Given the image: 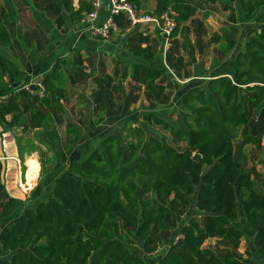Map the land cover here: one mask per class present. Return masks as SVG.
<instances>
[{
	"label": "trees",
	"instance_id": "16d2710c",
	"mask_svg": "<svg viewBox=\"0 0 264 264\" xmlns=\"http://www.w3.org/2000/svg\"><path fill=\"white\" fill-rule=\"evenodd\" d=\"M129 1L136 9L143 2ZM238 2L245 20L255 23L246 33L244 48L229 59L231 72L216 73L184 90L183 108L175 122L157 111L167 89L161 78L171 71L162 56L157 62L152 44L135 51L143 59L132 66L130 77L150 99L149 112L139 117L168 132L172 142L141 124L131 128V140L113 132L83 161H70L56 177L49 197L0 230V255H4L0 264H249L238 252L243 239L264 257V193L257 191L246 167L245 150L249 145L261 147L264 138V0ZM84 3L74 12L79 20L84 9H92ZM169 9L177 22L174 39L199 7L195 0H156L151 14ZM209 15L206 11L204 18ZM11 18V11L0 9V45L13 49ZM115 21L122 29L129 25L123 14ZM10 67L0 54V69L12 75ZM55 77L58 64L45 76L47 96L40 100L62 112L65 88L60 75L57 81ZM5 94L10 95L0 103L4 130L29 113L34 127L44 129L52 144H58L56 132L45 126L48 115L31 111L27 90L0 88V95ZM70 135L75 140L68 143L74 146L81 139L75 125L67 129ZM19 151L23 156V149ZM4 171L0 161V192L5 189ZM15 201L6 200L4 216L12 215ZM189 206L201 220L190 216L179 232L182 237L170 239L169 246L148 261L146 255L157 251L161 232L168 231L174 216ZM121 219L138 233L141 252L128 247L130 239L121 230ZM209 239L225 240L231 247L220 256L205 245ZM245 254L251 255L249 247Z\"/></svg>",
	"mask_w": 264,
	"mask_h": 264
},
{
	"label": "crops",
	"instance_id": "0c3cea01",
	"mask_svg": "<svg viewBox=\"0 0 264 264\" xmlns=\"http://www.w3.org/2000/svg\"><path fill=\"white\" fill-rule=\"evenodd\" d=\"M102 1L103 8L96 22L100 25L110 14L109 1ZM142 1L144 2V0ZM84 2L91 4V0H0V9L5 10L6 14L11 11L12 18L10 20V26L14 34L13 49L2 46V48H0L4 51L5 58L10 66L13 67L12 75L9 73L3 74L2 71L4 69H0V88L13 86L19 90L20 88L18 87L23 85L30 77L36 74H44V76L51 74L53 68L58 64V77H55V80L57 81L60 75L59 83L65 88L64 96L61 99L63 111L58 112L57 116L54 117V113L51 112L48 106H45L44 113L47 115L51 113L50 119H54L55 121L48 129L56 132L58 135V144L61 145V138H64L66 142H70L71 139L75 140L74 136H72L73 138H71V135L67 137L66 133L68 128L75 125L77 130H79L78 139L81 138L75 143V147H92V150L89 152L88 150L87 152H80L77 149L72 150L70 156L71 160L66 161L65 159L66 162L63 165L64 169L55 175L50 192L55 185L56 177L65 170L70 161L76 160L74 159L76 155H81L76 161H83L88 153L102 146L103 139L115 132L116 126L119 128L121 127V116L124 112V105L123 102H121V104L120 102L117 103V100H119L118 97L121 96L124 98L125 96L123 97L122 93L119 95V88L110 89L107 85L111 82V79L113 80L112 84L116 81L119 83L127 82L128 84V82L132 80L130 71L128 74L123 70L119 73L121 67L130 69V67L124 65V63H132L133 66L140 61H136L137 58L129 55L124 48L129 38L137 37L141 32L143 36L149 37L152 33L155 35L154 33L157 31L156 27L151 24H139L129 30H127V27L125 29L120 28L118 31H112L111 38L107 41L103 40L100 37L92 35L90 30L80 23L78 16L74 13L81 5H85ZM22 3L25 5H22ZM145 4L151 6L153 10L143 11L141 7L140 9L137 8V10L142 13H153L156 8V0H149ZM20 6L29 8L26 9L29 10V12L22 11ZM85 11L87 10L84 9L81 15ZM59 18H63V20L59 21ZM147 44L150 43L144 42L142 47H145ZM161 47L162 46H160V49L162 51ZM90 64L91 67H89ZM90 69H93L92 73H95L91 77L89 76ZM68 71L71 72L72 78L67 76ZM97 77L106 79L105 94L102 101L90 98L91 89L97 87V85L92 86L90 81H94L93 79ZM108 89H110V92ZM113 98L114 100L117 99V104L113 103ZM120 109L122 110L120 111ZM158 110H160L158 112L162 114L163 110L159 108ZM47 118L49 119V115ZM81 118H83L84 122H81ZM58 119L63 120L60 121ZM69 122L71 124H68ZM21 124V122L18 124V130L26 132L27 122L26 124ZM15 129L16 128L11 127L1 133L4 137L2 151L7 154V164L11 165L13 170L9 172L8 169L10 168L5 166L2 177L5 183V189L0 193L5 196L9 193L10 197L15 198L16 201L11 208L12 215L0 218V230L10 222V220L21 215L25 209L35 207L40 202V198L35 201L32 200V202L29 199L39 189H44L41 185H38L43 171L41 170L42 159L39 154V145L41 144H39L35 137L32 140H28L31 144V148L24 149L22 147L23 156H21V151H19L20 146H17V143L19 144L21 139L15 134ZM34 129L39 130L42 128L34 127ZM42 131H44V129H42ZM43 134L42 143L48 148L50 146L53 147L52 142L47 138L44 132ZM20 158L24 162L23 164L26 169L29 168L30 164H28V160L31 158H34L39 163L38 176L33 186L28 185L31 187L29 188L30 192H22L21 188L18 186V181L20 179H23L27 183L26 173L24 176V170L23 172L21 171L22 163ZM18 162H20V166ZM34 167H31V170L29 169L30 174L27 175L28 181H30L31 177L36 176L37 170H34ZM24 200H28L29 205L28 202H24ZM2 210L0 212H2ZM243 243L245 245L244 250L241 252L240 248L238 249L240 257L249 264H259V262H263L264 264V257H259L255 250L247 244L246 240L243 239ZM247 247H249L251 255L245 254ZM3 258L4 255H0V262Z\"/></svg>",
	"mask_w": 264,
	"mask_h": 264
},
{
	"label": "rangeland",
	"instance_id": "374dc122",
	"mask_svg": "<svg viewBox=\"0 0 264 264\" xmlns=\"http://www.w3.org/2000/svg\"><path fill=\"white\" fill-rule=\"evenodd\" d=\"M148 1L149 0H144V2H142L143 4H141L140 6L137 4L139 6L138 8L140 9L141 7V10L143 11L153 10L151 6L145 4ZM195 2L199 7L198 11L186 23H183L180 26L179 33L174 36V39L172 40L173 46L170 48L168 54V65L172 68L170 70L171 72L169 71L171 74L165 73V75L161 78V81L167 86V89L165 99L161 104L158 105V108L163 110V117L172 122H175L177 118H179V110L183 108L182 95L184 94V90L187 87L201 85L203 84V82H206L209 77L216 73L231 72V69L228 66L229 59L237 51L242 50L244 48V43L246 41V33L250 28L255 26V23L247 22L245 20V15L243 13V10L240 8L238 0H218L217 3H210L207 0H195ZM22 5L25 4L22 3ZM20 7L22 11L29 12V10H26L29 8H25L24 6ZM206 11L210 14L208 18H204V13ZM60 20H63V18H59V21ZM154 34L156 36L152 33V35L147 37L143 36V33L141 32L137 37H130L128 42L125 43L124 48L127 50L129 55L135 56L137 58L136 61H139L143 58L137 56L135 51L142 48V44L144 42L150 43L155 49V56L156 60L158 59V62L160 56H162L160 46H162L161 43L163 41V38H160L157 31ZM232 40L234 41L232 42ZM2 47L0 45V48ZM229 47H231L230 51H228ZM0 54L5 57V53L1 49ZM124 65L129 66L130 69H128L127 67H121V69H119V73L122 72V70L126 72V74H128L129 71L131 72L132 63H124ZM89 67H91V64ZM10 68L13 73V67L11 66ZM89 72L90 77L95 74L92 73L93 69H90ZM2 73L7 74L8 72L3 70ZM67 76L69 78H72L71 72L68 71ZM93 80L94 81H90L92 86L97 85V87L91 89L90 98L93 100H97L99 98V100L97 101H102L103 96L105 94L104 89L106 79H100L97 77ZM112 83L113 80L111 79V82L107 85V87H110V89L119 88V95L122 93V96H125L124 98H122L121 96L118 97L119 100H114L113 98L114 104H117L119 102L121 104V102H123L124 105V112L121 116V127L119 128L116 126L115 132L121 133L127 140H131L133 138L131 128L133 126L142 124L145 126L146 129H148L150 133H155L161 137H166L167 141L172 142L168 132L164 131L158 126L144 122L139 117L140 114L147 113L150 110V99L147 93H144V88L142 85L136 83L133 80H130L128 84L127 82L119 83L117 81L114 84ZM10 88L14 89L15 87L11 86ZM19 88H22V85ZM110 89H108L109 92ZM28 93L31 95L30 100H32L31 110L36 109L39 112H44L45 106H48L51 112L54 113L53 116H57L58 112L56 111V109L53 108L51 104L43 103L40 100L41 97H39V101H37L35 100V95L31 94L30 92ZM158 108L157 111H160L158 110ZM121 110L122 109H120V111ZM48 115L49 119L47 118L45 122L46 127L52 126L55 123L54 119H50L51 113H48ZM10 118V116L7 117L8 120ZM48 120H51L50 124ZM58 120L62 121L63 119ZM80 120L81 122H84L83 118H81ZM25 122H27V129H25L26 132L18 130V124L20 122L15 123V126L12 125L10 126V128H16L15 134H17V137L21 139V142H19V144L16 142L17 146H20V149L22 147L24 149L31 148V144L28 140H32L34 137L38 140L39 144H41L39 145V154L44 164V169H42L43 171L41 173V179H39L38 181V185H41L44 189H39L36 193L31 196L29 200H31L32 202V200L35 201L40 198L39 201H42L50 196V189L52 183L54 182L55 175L59 173L62 169H64L63 165L66 161L71 160L70 156L72 150L77 149L80 152H87L88 150L89 152L92 150V147H75V145L73 146L72 144H69L68 142L64 141V138H61V145L57 144L56 146L53 145V147L50 146L48 148L44 143H42V136H44V131H42V129H34V124L30 119L29 113L24 115L21 120L22 124ZM70 122L68 124L72 123ZM5 128V125H0V161L2 162L3 166H7V168L9 167L10 169L8 170L9 172H11L13 169L11 165L7 164L8 158H4L7 154L2 151L4 137L1 133L5 131ZM239 133L240 131L237 130L238 135ZM71 138L73 137L71 136ZM238 138L239 136L237 137V140ZM245 150L249 156V161L246 167L252 172L253 178L256 183L257 191L264 193V138L261 147L249 145L245 148ZM80 157L81 155H76L74 159L78 160ZM28 162V164H30L29 168L26 169L27 171L24 170L23 173L24 176L26 173L27 183L25 188H21L22 192H30L29 188L31 187H29L28 185L33 186L35 179L38 176L39 163L37 162V160L31 158L28 160ZM21 163V171L23 172L24 162L22 161V159ZM18 165L20 166V162H18ZM31 167H34V170H37V172L36 176H34L35 178L31 177L30 181H28L27 175L30 174L29 169L31 170ZM9 197V193L6 196L1 195L0 193V211L2 210V207L6 202L7 198ZM26 201L28 202V200ZM26 201L24 200V202ZM194 215L197 216L198 220H201V217L197 214V210L193 206L186 207L182 209L179 214L175 215L174 220L172 222H169L170 229L168 231L161 232V241L159 242L157 251L152 254L146 255L147 260L150 262L154 261L158 254H160L169 246V240L174 239L175 236L179 234L182 226L188 221L190 216ZM3 216L4 215L2 210V212H0V218ZM167 221H169V219H167ZM121 230L130 239L128 247L134 252H141L142 244L139 240L138 233L134 232L130 227H128L123 219H121ZM247 244L253 249L249 241H247ZM205 245L217 252L220 256H224V254L229 250V247H231L230 244L225 242V240L222 241L220 239H209L207 240ZM244 246L245 245L242 240L239 247L241 252L242 250H244ZM259 264H263V262H259Z\"/></svg>",
	"mask_w": 264,
	"mask_h": 264
},
{
	"label": "built area",
	"instance_id": "2783aa9c",
	"mask_svg": "<svg viewBox=\"0 0 264 264\" xmlns=\"http://www.w3.org/2000/svg\"><path fill=\"white\" fill-rule=\"evenodd\" d=\"M108 1L110 14L101 25L97 24L96 22L103 8L102 0H91L92 9L90 11H85L82 13L80 23L88 28L92 35L100 37L106 41L111 38L112 31H118L120 29L116 24L115 17L121 14L124 15L129 23L127 30L139 24H151L155 26L160 30V35L163 38L162 57L164 65L169 70H171L166 62V54L172 47V33L177 26V22L175 20V12L172 9H169L161 13L160 15H154L151 13L139 12L129 0ZM44 81V74H36L30 77L19 90L25 89L31 94L43 98L47 96V89ZM9 95L10 94L0 95V103L3 101H7ZM4 158L6 159L8 157ZM18 186L20 188H25L26 182L23 179H20L18 181ZM180 237H182V235L178 234L176 236V240Z\"/></svg>",
	"mask_w": 264,
	"mask_h": 264
}]
</instances>
